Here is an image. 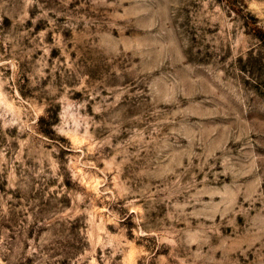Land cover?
Returning a JSON list of instances; mask_svg holds the SVG:
<instances>
[{"label":"rangeland","instance_id":"374dc122","mask_svg":"<svg viewBox=\"0 0 264 264\" xmlns=\"http://www.w3.org/2000/svg\"><path fill=\"white\" fill-rule=\"evenodd\" d=\"M0 264H264V0H0Z\"/></svg>","mask_w":264,"mask_h":264}]
</instances>
